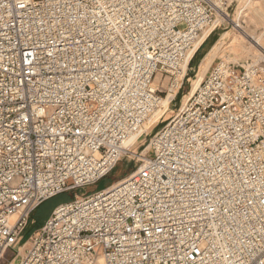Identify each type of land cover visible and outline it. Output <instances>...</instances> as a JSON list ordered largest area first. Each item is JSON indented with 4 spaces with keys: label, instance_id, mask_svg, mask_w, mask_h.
I'll return each instance as SVG.
<instances>
[{
    "label": "built area",
    "instance_id": "built-area-1",
    "mask_svg": "<svg viewBox=\"0 0 264 264\" xmlns=\"http://www.w3.org/2000/svg\"><path fill=\"white\" fill-rule=\"evenodd\" d=\"M225 4L0 0V264H264V60L217 62L150 153L126 147ZM125 157L140 166L20 245L42 204Z\"/></svg>",
    "mask_w": 264,
    "mask_h": 264
},
{
    "label": "rangeland",
    "instance_id": "rangeland-1",
    "mask_svg": "<svg viewBox=\"0 0 264 264\" xmlns=\"http://www.w3.org/2000/svg\"><path fill=\"white\" fill-rule=\"evenodd\" d=\"M210 1L218 4L219 0ZM218 7L219 10L216 14L214 31L190 62L186 78L181 88H178L176 98L171 103L170 109L160 119L158 126L152 128L148 139L138 141L132 151L145 154L150 153L149 145L152 136L186 103L191 96L190 93L193 90L194 81L198 80L199 77H205L211 67L217 62L221 60H230L232 63H241L245 60L255 62L257 60L256 55L260 57L258 61L264 60V0H226L225 5H218ZM254 40L259 42L263 48L262 50H258L252 45ZM213 47L214 49L210 55H215V59L207 65V59L205 60L206 63H203V61ZM156 83L157 85L159 83V88L164 98L167 97L168 93L177 91L176 88L171 89V80L169 78L163 80V86L157 80ZM179 83L181 85L180 81ZM169 99L170 102L172 98ZM139 166L140 162L137 159L125 157L107 177L96 184L60 194L46 201L34 212L32 216L34 223L28 225L25 231L24 241L20 245L23 246L27 242L26 238H28L29 232L42 227L48 221L53 211L60 205L69 203L72 200L88 194L93 195L99 193L127 178ZM19 248L10 249L1 264H9L12 262Z\"/></svg>",
    "mask_w": 264,
    "mask_h": 264
},
{
    "label": "bare ground",
    "instance_id": "bare-ground-1",
    "mask_svg": "<svg viewBox=\"0 0 264 264\" xmlns=\"http://www.w3.org/2000/svg\"><path fill=\"white\" fill-rule=\"evenodd\" d=\"M213 31H214V26L205 29V31H204V33H203V35L201 37L200 43L198 45H200L207 37H209L212 34ZM252 45L255 46L258 50H262L263 49L258 41L254 40ZM259 58L260 57L258 55H256V59L257 60L255 62H257L259 60ZM214 59H215V55H210L207 58V60H206L207 61V65H209ZM228 61L230 62V60H228ZM187 69H188V66L186 65V67L184 68V72L187 71ZM203 78L204 77L202 76V77H199L198 80L194 81L193 90L190 93V95H192L196 91V89L198 88V86L201 83V81L203 80ZM179 86H180V83H178V85L176 87L177 91H175L174 93H168L167 97L163 98V100L161 102V105H160L161 107L154 112V114L152 115L151 119L147 123V126H146V131L147 132L150 133L152 128H153V126L156 125L159 122L160 118L166 113V111H168L170 109V107H169L170 102L175 98V96H176V94L178 92ZM169 98H172V100L170 102H169V100H170ZM138 137H139V135L134 136L130 140L129 144L126 147L130 148V149H133L134 146L138 143V141H137Z\"/></svg>",
    "mask_w": 264,
    "mask_h": 264
},
{
    "label": "crops",
    "instance_id": "crops-1",
    "mask_svg": "<svg viewBox=\"0 0 264 264\" xmlns=\"http://www.w3.org/2000/svg\"><path fill=\"white\" fill-rule=\"evenodd\" d=\"M205 43H206V42H205ZM205 43H204V44H205ZM203 46H204V45H203ZM203 46H202V47H203ZM202 47H201V48H202ZM213 49H214V47H213V48L211 49V51L207 54V56L205 57L203 63H204L205 60L209 57V55L212 53ZM175 98H176V96H175ZM38 209H39V208H38ZM38 209H37V210H38ZM37 210H36V211H37Z\"/></svg>",
    "mask_w": 264,
    "mask_h": 264
},
{
    "label": "trees",
    "instance_id": "trees-1",
    "mask_svg": "<svg viewBox=\"0 0 264 264\" xmlns=\"http://www.w3.org/2000/svg\"><path fill=\"white\" fill-rule=\"evenodd\" d=\"M30 223H34V218L32 217L31 218V222ZM40 228V227H39ZM39 228H36V229H34V230H32V232H29V236L34 232V231H36L37 229H39ZM28 236V237H29Z\"/></svg>",
    "mask_w": 264,
    "mask_h": 264
}]
</instances>
